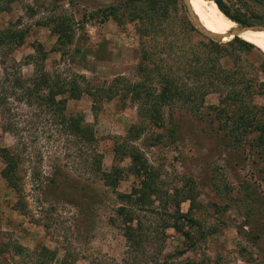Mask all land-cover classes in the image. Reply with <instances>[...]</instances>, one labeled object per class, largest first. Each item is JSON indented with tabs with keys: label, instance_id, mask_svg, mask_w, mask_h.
Wrapping results in <instances>:
<instances>
[{
	"label": "rangeland",
	"instance_id": "1",
	"mask_svg": "<svg viewBox=\"0 0 264 264\" xmlns=\"http://www.w3.org/2000/svg\"><path fill=\"white\" fill-rule=\"evenodd\" d=\"M8 1L0 0V31L23 30L26 37L21 45L0 49V79L3 70L10 80L16 74L30 78L27 56L40 44L45 71L84 89L80 98H68L65 115L80 117L93 129L102 171L122 173L115 190L108 188L93 172L86 145L35 107L9 99L21 133L6 129L0 106V149L17 158L18 191L2 178L0 156V264H264V144L248 128L244 137L241 131L227 134L231 122L225 130L217 116L239 112L233 90L245 105L264 108V54L255 46L227 44L232 39L208 38L182 0L176 1L177 13L145 35L138 30L140 21H129V10L121 23L100 12L125 0ZM223 2L245 21H230L232 29L264 27V4ZM55 16L70 22L72 43L57 44L48 24ZM211 41L221 52H212ZM144 48L152 59L144 65H156L160 73L138 69ZM201 52L208 67L213 63L220 73L198 75L192 59ZM166 76L182 94L160 104L155 123L141 106L156 99ZM258 119L263 122V113ZM133 126L143 131L126 143ZM130 146L146 161L147 175L129 170ZM142 181L151 188L141 203L119 196L140 188ZM119 207L132 212L130 225H138L133 246L124 237L127 221ZM173 223L182 232L171 228Z\"/></svg>",
	"mask_w": 264,
	"mask_h": 264
},
{
	"label": "trees",
	"instance_id": "2",
	"mask_svg": "<svg viewBox=\"0 0 264 264\" xmlns=\"http://www.w3.org/2000/svg\"><path fill=\"white\" fill-rule=\"evenodd\" d=\"M9 1L13 2L14 0ZM37 1L39 0H36L35 2ZM47 1L53 2L56 5H58L59 2L63 1L72 4V2H70L69 0ZM176 1L177 0H125L118 3L117 5H110L109 7L105 8L107 10L103 9L100 12L105 14L104 16L106 18L108 16H111L117 23H121V19L124 17L123 12L129 10L130 12L127 15L129 21H140L141 25L139 26L138 30L143 35H145L153 32V28H157L163 20L167 19L168 17L170 18L173 13H177V9L175 7ZM211 1L215 3L217 8L227 19H230L233 22L241 25L245 24V21L240 16V14H234L232 10H230V8L223 2V0ZM253 1L255 3L264 4V0ZM170 9H172V12L170 11ZM105 11H108V16L106 15ZM48 24H51V31L57 35V44L59 45V47L72 43L74 33L70 22H68L64 17L55 16L53 19L49 20ZM183 24L185 26L188 25L185 23ZM25 37L26 33L23 30H2L0 31V49L4 44L21 45ZM212 43L214 44L212 52H215L216 54L221 52L222 49H219L217 43ZM227 44L247 50L255 49L253 45L239 39L238 37H234ZM203 57L204 55L201 52L200 55H197L196 58L192 59V64L194 62L198 64V75H206L210 71H217L219 73L221 72L220 69H215L216 67L213 63L208 67L207 60L204 61V59H202ZM141 59L143 60V63H140L138 69H140L142 72L148 74L150 72L154 73V71H157L156 74L160 73V67L151 65V68L149 69L144 65L146 62L152 61L148 48H144L143 54H141ZM27 60L33 66V74L30 78L26 79L23 78L20 74H16V76L12 77V80H10L11 76H8V73L3 70V74H5V76L0 79V106H2L3 108V112L1 114L6 120V129L11 132H15L16 134L21 133L18 127V122L15 121V117H13V110L9 108L11 105L8 102L9 99H11L13 102L24 103L27 107H35V109H37V112L46 116H50L51 122L59 126V128L66 136L75 139L76 141H79L80 143H83L88 147L87 154L93 172L98 175L99 179L105 186L115 190L116 184L122 171L118 168H114L110 172L102 171L101 156L97 154L94 149L96 137L94 135L93 129L80 117H68L65 115L66 101L68 100V98H80L81 94H83L84 92V89L77 86L78 83L76 82L65 83L63 80L54 78L45 71L44 62L46 60V52L43 50V47L40 44H37V46L35 47L33 55L27 56ZM1 64H3L2 61ZM227 74L225 75V79L226 77H229V75ZM81 80L85 81L86 79L84 77H81ZM161 81V84L165 86L161 89L156 99L152 100L151 103L144 102L143 106H141V112L145 113L146 115H151L153 118L156 117L155 113H159L158 107L160 106V104L168 103L175 98L181 97L180 95L182 94L180 90L173 86L176 83L173 79L166 76L163 77ZM212 84L213 82L209 83V85ZM5 85L12 86L9 90H5ZM66 85H71V88H67ZM234 85H230L232 89L234 88ZM85 90L86 92H89V96H95L94 90L89 91L88 88H86ZM240 95V93L235 92L234 90L232 91V100L235 98L234 101H237L241 105L237 109L239 112L231 113L230 116H228L225 111H223V113H217V116L219 115L221 119L223 118L221 128H224L226 130L228 123L231 122L229 131L227 130L226 133L228 134L230 132L232 134L235 133L236 135V133L241 131L242 137H244L248 128L249 130L255 131L258 135L259 141H263V143L261 144H264V120L262 122L258 119V115L260 113H263L264 115V108L259 109L256 106H251L250 104L245 105ZM229 98H231V95H229ZM158 121L159 119H154L155 123H158ZM141 131H143V128H141V126L131 127L127 131L124 142L128 143L129 140H133L134 136L139 135ZM20 139L22 138L20 137ZM257 145L259 146V144ZM129 149L130 151L128 153V158H130L131 161L129 170L135 175H147L148 167L141 153L133 146H130ZM118 152L119 151L116 150V154H118ZM0 156L5 160V167L2 169L1 173L2 178L5 180L8 187L14 189L15 192H17V179L14 173L17 167L16 164L18 165V161H16L17 158L14 159L12 156H10L9 150L7 149H0ZM150 188L151 187L148 186L147 181H142V185L140 188L132 189L129 194L118 195L122 198H125L127 203L131 204V202L133 201L134 204H137L141 203L142 200L147 196L145 191L149 190ZM117 211L121 216H125L127 226L124 227L123 234L127 243L133 246L138 237H140L137 231L138 225H130L132 223V220H134L133 214L130 210L127 211L125 207H119ZM175 217L181 218V215L178 211L176 212ZM187 222L190 223V225H193L194 223L192 219H188ZM171 228H173L177 232H182L181 226L176 223H173ZM191 246H193V243H191ZM183 252V250L179 251L178 254H183Z\"/></svg>",
	"mask_w": 264,
	"mask_h": 264
},
{
	"label": "bare ground",
	"instance_id": "3",
	"mask_svg": "<svg viewBox=\"0 0 264 264\" xmlns=\"http://www.w3.org/2000/svg\"><path fill=\"white\" fill-rule=\"evenodd\" d=\"M190 10L196 19L208 31L227 36L233 23L227 19L211 0H188ZM230 30V31H229ZM243 41L255 46L264 54V32H247L238 36ZM229 39V38H225Z\"/></svg>",
	"mask_w": 264,
	"mask_h": 264
},
{
	"label": "water",
	"instance_id": "4",
	"mask_svg": "<svg viewBox=\"0 0 264 264\" xmlns=\"http://www.w3.org/2000/svg\"><path fill=\"white\" fill-rule=\"evenodd\" d=\"M183 5L187 11L188 16L190 17L191 21L195 24L197 29L204 35H206L208 38L216 41H225V38L233 39L234 37H238L239 35L247 32H264V27L263 26H251V25H246V26H239L236 27L235 29H232L227 36L219 35V34H214L207 29L203 27V25L196 19L195 15L193 12L190 10L188 0H182ZM232 21V20H231ZM239 38V37H238Z\"/></svg>",
	"mask_w": 264,
	"mask_h": 264
}]
</instances>
